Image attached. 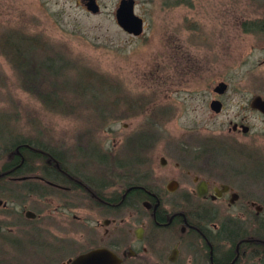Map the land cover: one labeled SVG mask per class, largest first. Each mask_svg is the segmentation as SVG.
Returning a JSON list of instances; mask_svg holds the SVG:
<instances>
[{"label": "rangeland", "instance_id": "374dc122", "mask_svg": "<svg viewBox=\"0 0 264 264\" xmlns=\"http://www.w3.org/2000/svg\"><path fill=\"white\" fill-rule=\"evenodd\" d=\"M95 1L93 14L79 0H0V169L15 152L4 149L26 139L78 178L126 182L144 168L131 137L175 129L220 141L235 104L264 92V0H134L139 36L116 24L120 0ZM220 80L230 111L209 121L207 89ZM246 113L255 127L217 159L240 171L264 206V120ZM149 155L151 171H162L159 150ZM27 163L29 174H0V264H45L36 246L62 225V192L38 179L51 165Z\"/></svg>", "mask_w": 264, "mask_h": 264}, {"label": "flooded vegetation", "instance_id": "af4514ba", "mask_svg": "<svg viewBox=\"0 0 264 264\" xmlns=\"http://www.w3.org/2000/svg\"><path fill=\"white\" fill-rule=\"evenodd\" d=\"M79 2L84 5L86 0ZM236 90L233 93L237 94ZM229 91L223 80L209 86L205 109L209 121L230 111ZM255 97L264 100V92L258 90L246 107L235 104L226 130L216 133L222 134L217 142L212 135L198 139L193 133L175 129L131 137L126 144L140 149L144 168L126 182L96 183L78 178L49 159L45 163H54L61 176L38 179L46 188L62 192L64 214L62 225L50 226V231L46 228L49 241L44 247L36 246L35 251L45 264H73L97 249L114 254L119 264H242L244 259H254L250 247L262 243L256 232L264 225L260 219L264 206L248 184L238 181L241 172L217 158L228 149H236L234 138L248 135L255 127L247 110L264 120V113L251 106ZM213 102L218 103L217 108ZM155 148L163 169L159 173L151 171L155 157L149 153ZM136 158L140 162V157ZM17 166L0 174L11 175ZM35 185H31V193ZM23 214L29 220L37 216L31 211ZM229 231L233 241L226 236Z\"/></svg>", "mask_w": 264, "mask_h": 264}, {"label": "water", "instance_id": "95a60500", "mask_svg": "<svg viewBox=\"0 0 264 264\" xmlns=\"http://www.w3.org/2000/svg\"><path fill=\"white\" fill-rule=\"evenodd\" d=\"M87 11L95 14L99 11V6L95 0H87L84 4ZM116 24L126 33L139 36L143 32V20L134 13V0H120L115 10ZM224 88L223 84H220ZM217 108L218 103H212ZM253 108L264 113V100L259 97L253 98L251 102ZM25 178V177H22ZM120 259L105 249H97L81 255L73 264H119Z\"/></svg>", "mask_w": 264, "mask_h": 264}, {"label": "trees", "instance_id": "16d2710c", "mask_svg": "<svg viewBox=\"0 0 264 264\" xmlns=\"http://www.w3.org/2000/svg\"><path fill=\"white\" fill-rule=\"evenodd\" d=\"M180 2L183 3L184 1H180ZM10 43L6 45L7 47L9 46L8 49L13 50V51H18V52L20 51V49H18V47L13 42H12L13 45H10ZM4 150H7V151L14 150L15 152H13L14 155H13L12 161L7 162L5 165H3L2 168L0 169V172L6 171V170L8 171V169H12V166L18 165L17 168H15L14 170V173H13L14 175L18 176V175H23V174H29L28 172L31 173V171L29 169L27 160L29 159L32 160L34 156L36 158H42V161L44 163L48 162L49 159L53 158L55 159L54 163H57V165L59 164L61 169L63 168L65 169L64 164L61 163L60 160H57L56 157L52 155V152L46 149L36 148L31 143V141L26 140V139H18L15 142H13L10 146H8V148H5ZM54 163H52L51 165L53 166ZM55 167L53 166L52 168V167L42 166L41 168L42 176L47 177V178L50 176H61L58 174V172H56ZM53 169H55L54 173H52ZM256 233L258 235V236L256 235V237H261L260 242L262 243L260 245L250 247L252 248L251 254L254 259L256 258L258 259L260 264H264V227L262 226ZM226 236L228 237L229 241H233L230 231L229 233H227ZM254 236L255 234L252 237Z\"/></svg>", "mask_w": 264, "mask_h": 264}]
</instances>
